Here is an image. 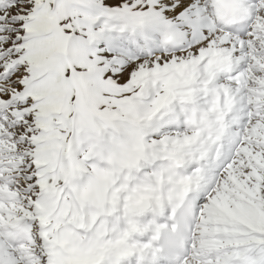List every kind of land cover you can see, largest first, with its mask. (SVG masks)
<instances>
[{
    "label": "snow or ice",
    "instance_id": "snow-or-ice-1",
    "mask_svg": "<svg viewBox=\"0 0 264 264\" xmlns=\"http://www.w3.org/2000/svg\"><path fill=\"white\" fill-rule=\"evenodd\" d=\"M0 264H264V0H0Z\"/></svg>",
    "mask_w": 264,
    "mask_h": 264
}]
</instances>
